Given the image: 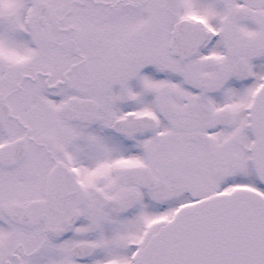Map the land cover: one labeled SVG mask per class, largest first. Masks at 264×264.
<instances>
[{"label":"snow or ice","instance_id":"6c2138e0","mask_svg":"<svg viewBox=\"0 0 264 264\" xmlns=\"http://www.w3.org/2000/svg\"><path fill=\"white\" fill-rule=\"evenodd\" d=\"M0 264H264V0H0Z\"/></svg>","mask_w":264,"mask_h":264}]
</instances>
